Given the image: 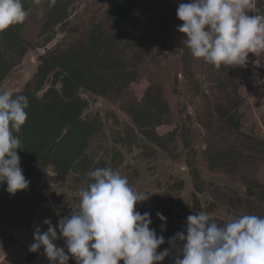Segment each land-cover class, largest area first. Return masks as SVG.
<instances>
[{
	"label": "rangeland",
	"instance_id": "obj_1",
	"mask_svg": "<svg viewBox=\"0 0 264 264\" xmlns=\"http://www.w3.org/2000/svg\"><path fill=\"white\" fill-rule=\"evenodd\" d=\"M114 1L80 0L65 9L63 21L52 24L45 21L50 0H35L28 21L15 28L33 41L27 53L21 57L0 42V58L12 69L0 92L27 88L42 55L75 59L70 54L88 44L93 30L102 40L113 33L117 37L114 56L101 66L111 61L123 66L108 75L99 94L79 91L88 102L82 113L88 137L72 167H64L66 144L54 159L59 162L34 164L27 189L10 194L6 184L0 186V264H51L43 246L29 250L34 231H47L45 219L58 229L59 219L78 208L79 191L93 182L89 173L96 168L111 167L127 177L133 190L153 193L136 210L149 212L150 227L165 237L158 252L171 248L168 239L198 211L219 224L229 214L264 217V54L249 53L246 67L216 68L193 57L183 45L186 34L177 30L183 24L177 8L190 0H136L119 23L109 16ZM252 4L249 15H264V0ZM101 76L98 69L96 77ZM44 92L37 91L38 97ZM144 107L147 114L140 121L137 112ZM61 132L51 141L58 142L66 128ZM26 161L22 156L23 171ZM157 212L167 218L166 230ZM55 243L65 247L63 238ZM176 254L171 249L159 264H172ZM68 264L76 261L70 258Z\"/></svg>",
	"mask_w": 264,
	"mask_h": 264
},
{
	"label": "clouds",
	"instance_id": "obj_2",
	"mask_svg": "<svg viewBox=\"0 0 264 264\" xmlns=\"http://www.w3.org/2000/svg\"><path fill=\"white\" fill-rule=\"evenodd\" d=\"M54 3L50 0V6ZM252 8V0L180 3L177 17L183 24L177 30L186 34L184 47L216 68L246 67L249 53L264 54V15H249ZM27 15L22 0H0V31L24 23ZM28 106L27 96L0 92V186L6 184L10 194L30 183L17 151L22 149L17 133L28 119ZM89 175L93 182L80 189L78 208L59 219L58 229L45 219L47 231H34L29 250L37 252L43 246L51 264H68L70 258L76 264H159L171 249L177 250L172 264H264V217L229 214L219 224L198 211L186 217L183 231L168 239L171 248L158 252L165 237L150 227L149 212L136 210L153 193L133 190L127 177L111 167L96 168ZM157 217L166 230L167 218L160 212ZM61 238L67 251L55 243Z\"/></svg>",
	"mask_w": 264,
	"mask_h": 264
},
{
	"label": "trees",
	"instance_id": "obj_3",
	"mask_svg": "<svg viewBox=\"0 0 264 264\" xmlns=\"http://www.w3.org/2000/svg\"><path fill=\"white\" fill-rule=\"evenodd\" d=\"M79 1L55 0L54 5L46 14L45 21L52 24L63 21L65 9L69 6L77 5ZM34 2L35 0H22L27 12H29ZM135 2L136 0H115L109 9L110 18H113L118 23L121 22L128 16L131 10L130 7ZM41 15H43L42 12ZM29 17L30 15L28 14L22 24H14L0 31V42L5 47L17 52L21 57L27 53L30 46L33 45V41L30 42L21 37L20 34L15 32V28L24 25ZM87 37H89L88 44L75 48L70 54L76 55L75 59L64 57L61 61H53L47 59L44 55L40 56L39 59L42 61L39 65H36L39 67L36 70L34 69V77L32 76L27 88L25 86L24 89L15 93L25 95L29 100V106L26 109L28 119L22 126L21 131L17 133L22 141V149H17L18 154L20 158L22 156L27 158L25 169L28 166L27 164L33 163L34 165L40 162L47 164L58 161L54 160L58 159V157L60 158L59 154H57L58 150L61 147H65L66 144H69L70 151L66 153L68 155L65 156L64 167L67 169L74 165L79 157L81 144L88 137V130L82 120V113L88 102L79 94V91L81 88H85L90 93L99 94L107 84L108 75L117 74L123 68V66L112 61L107 66H101L102 61L104 62L105 59L110 61V58L114 56L112 45L117 39L116 33L107 36V42L102 40L99 33L94 30L88 33ZM48 39H50V36L46 38V40ZM103 43H106V48L102 47ZM98 69H101V77H96ZM11 73L12 69L0 58V84H4V81ZM51 75H53V79L50 81ZM47 83L50 84V88L44 92L43 89L48 85ZM59 85L62 86L59 87ZM33 87L34 89L32 90ZM37 91L44 92V96L38 97ZM150 91L151 87L148 90V94H150ZM146 110L148 108L145 107L138 110V120H145ZM65 128L66 132L58 142L55 143L57 139L51 141L54 135L57 134L58 136L62 133L61 130ZM46 150L48 152L44 155ZM59 170L64 172V168H59ZM182 218L179 219L185 224V220ZM121 264H123V261H121Z\"/></svg>",
	"mask_w": 264,
	"mask_h": 264
},
{
	"label": "water",
	"instance_id": "obj_4",
	"mask_svg": "<svg viewBox=\"0 0 264 264\" xmlns=\"http://www.w3.org/2000/svg\"><path fill=\"white\" fill-rule=\"evenodd\" d=\"M34 169H35V165L30 164V165H28L27 168L23 171V172H24V175H25V177H26L27 180L30 181ZM62 215H63V212H62Z\"/></svg>",
	"mask_w": 264,
	"mask_h": 264
}]
</instances>
